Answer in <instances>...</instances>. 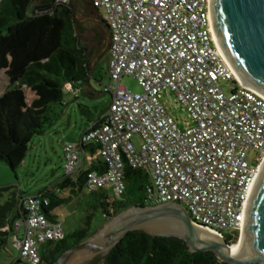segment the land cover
<instances>
[{
  "label": "built area",
  "instance_id": "built-area-1",
  "mask_svg": "<svg viewBox=\"0 0 264 264\" xmlns=\"http://www.w3.org/2000/svg\"><path fill=\"white\" fill-rule=\"evenodd\" d=\"M91 2L109 33L108 81L102 85L109 103L77 142L63 146L65 173L79 169L82 147L94 146L91 153L104 170L87 171L88 192L121 197L125 160L148 172L151 203L180 202L210 232L239 233L264 161V96L241 84L213 51L206 0ZM126 75L135 77L140 92L121 84ZM163 92L189 122L180 125L168 112ZM20 202L24 218L14 223L12 244L24 264H39L40 246L66 233L61 220L42 212L41 197Z\"/></svg>",
  "mask_w": 264,
  "mask_h": 264
},
{
  "label": "trees",
  "instance_id": "trees-1",
  "mask_svg": "<svg viewBox=\"0 0 264 264\" xmlns=\"http://www.w3.org/2000/svg\"><path fill=\"white\" fill-rule=\"evenodd\" d=\"M75 2L77 14L71 0H0V71L7 77V84L0 92V163L12 172L22 163L31 139L43 135L58 120L55 106L61 104L65 86L79 88L89 84L96 59L107 55L108 64V47L101 52L106 23L91 0ZM80 8L97 18L91 37L98 44L96 49H89L82 39L86 28L79 19L84 16ZM82 148L93 152L96 147ZM93 169L104 170V163L97 158L75 177L64 173L52 187L39 190L36 195L45 201L42 212L54 218L56 207L82 192L86 173ZM123 180L125 189L119 198L104 190L89 191L81 223L62 239L42 244L39 264L53 262L64 249L93 233L91 226L96 214H101L105 222L129 206L155 204L148 197L146 170L124 160ZM22 197L21 192L9 190V196L0 204V245L6 243L7 236H13L14 223L24 218ZM224 238L234 243L238 233L235 236L226 233ZM19 262L17 257L14 263ZM87 264L230 263L219 260L212 251L191 252L180 238L136 229L128 231L106 254L95 255Z\"/></svg>",
  "mask_w": 264,
  "mask_h": 264
},
{
  "label": "water",
  "instance_id": "water-1",
  "mask_svg": "<svg viewBox=\"0 0 264 264\" xmlns=\"http://www.w3.org/2000/svg\"><path fill=\"white\" fill-rule=\"evenodd\" d=\"M75 14L76 2L71 0ZM205 15L210 43L224 66L244 86L264 96V0H206ZM97 21L95 16H83ZM82 20L81 18H79ZM104 30L105 52L109 43ZM182 239L191 252L212 251L230 264H264V161L251 189L239 232L238 252L230 250L223 235L192 221L180 202L133 205L108 218L82 241L64 249L49 264H72L106 254L131 230Z\"/></svg>",
  "mask_w": 264,
  "mask_h": 264
},
{
  "label": "rangeland",
  "instance_id": "rangeland-1",
  "mask_svg": "<svg viewBox=\"0 0 264 264\" xmlns=\"http://www.w3.org/2000/svg\"><path fill=\"white\" fill-rule=\"evenodd\" d=\"M98 14L99 16L102 14L101 10L98 11ZM82 17L80 18L86 28L82 39L88 44L89 49H96L98 44L91 40L92 28L95 25L94 20ZM106 57L107 55L98 58L93 63L92 76L89 80L90 93L92 95L89 96L87 94V96L80 98V101L82 103L85 102V105L92 111H95L94 106H96V111L99 112L106 108L109 103V96L102 92V85L108 81ZM98 79L101 81L98 82ZM6 84L7 77L4 71L1 70L0 92L5 88ZM121 84L127 86L131 91H141L134 76H123ZM224 90L227 91L226 88ZM161 100L168 112L177 119L180 125L184 124V122H189L186 112L181 107L176 106L174 99L170 98L166 92L162 93ZM84 119L85 115L78 110L77 106H72L70 125L67 127L66 120L58 121L43 135L33 137L22 163L16 168L15 172H12L7 166L0 163V188L10 187L9 190L21 192L22 196L26 197L28 195H36L39 190L44 188L52 187L66 172L62 148L65 144L75 143ZM132 141L135 147H138L141 142L137 135L133 136ZM72 175L75 176V174ZM9 190H0V204L9 196ZM88 199V191L83 189L80 194L73 196L70 202L54 209L55 216L62 221L65 233L72 231L81 223L83 208ZM103 223L101 214H96L91 230L97 231ZM225 233L235 236V231L232 230H225ZM17 257L18 250L13 246L11 235H9L7 236L6 243L0 245V264H24L23 261L14 263ZM90 259H84L72 264H87Z\"/></svg>",
  "mask_w": 264,
  "mask_h": 264
},
{
  "label": "crops",
  "instance_id": "crops-1",
  "mask_svg": "<svg viewBox=\"0 0 264 264\" xmlns=\"http://www.w3.org/2000/svg\"><path fill=\"white\" fill-rule=\"evenodd\" d=\"M90 89L91 88H90L89 84H86V85L79 87V88H76V87L73 88L67 84L64 88V97H63L61 104H58L55 106V111L58 114V120H56V122L66 120L65 123H66L67 127L70 125V111L72 109V106H74V105L77 106L78 110L80 112H82L83 115H85V119L82 122L80 132H79V134L77 136V140L75 142L78 141L79 135L85 129V127L89 123L94 121L102 111L101 110V111L97 112L96 108H95L96 106H94L95 111H92L89 107H87L85 105V102L82 103L80 101L81 97L87 96V94L89 96L92 95L90 93ZM96 159H97V157L95 154H92L90 151L85 150L83 157L81 159L80 167L73 174H75V176H76L78 171L87 169L91 163L95 162ZM71 176H73V175H71ZM75 176H73V177H75ZM65 193L66 192H64V194ZM54 218H57V217L55 216Z\"/></svg>",
  "mask_w": 264,
  "mask_h": 264
},
{
  "label": "flooded vegetation",
  "instance_id": "flooded-vegetation-1",
  "mask_svg": "<svg viewBox=\"0 0 264 264\" xmlns=\"http://www.w3.org/2000/svg\"><path fill=\"white\" fill-rule=\"evenodd\" d=\"M80 11L84 14V16H94L91 12L86 10L85 8H80ZM90 20V18H87ZM92 20V19H91Z\"/></svg>",
  "mask_w": 264,
  "mask_h": 264
},
{
  "label": "bare ground",
  "instance_id": "bare-ground-1",
  "mask_svg": "<svg viewBox=\"0 0 264 264\" xmlns=\"http://www.w3.org/2000/svg\"><path fill=\"white\" fill-rule=\"evenodd\" d=\"M235 243H233L232 245H231V247H230V250H231V252L233 253V254H236L237 252H238V244L236 245H234Z\"/></svg>",
  "mask_w": 264,
  "mask_h": 264
}]
</instances>
